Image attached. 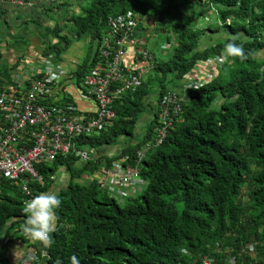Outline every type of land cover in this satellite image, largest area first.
<instances>
[{
    "label": "trees",
    "instance_id": "16d2710c",
    "mask_svg": "<svg viewBox=\"0 0 264 264\" xmlns=\"http://www.w3.org/2000/svg\"><path fill=\"white\" fill-rule=\"evenodd\" d=\"M37 1L45 12L31 15L29 21L38 25L52 21L42 47L45 56L61 59L71 41L89 36L88 64L74 71L78 84L101 59L111 16L128 10L153 17V27L147 28L165 33L170 42L171 55L157 58L153 68L160 72L158 98L199 63H217L229 39L242 45L246 54L245 59L222 57L213 75L188 89L183 109L161 144L144 150L160 124L158 108L142 138L136 139L139 115L151 107L154 78L149 75L116 103L117 116L110 125L79 137L70 152L39 165L42 182H30L35 195L56 190L61 201L54 210L50 264H69L71 255L80 264H197L205 255L211 264H264V0ZM71 1L78 3V10L60 24L52 16L60 10L65 14ZM204 16L214 19L205 27L193 25ZM7 21L0 11V42L5 46H0V59L10 46L27 45L25 34L10 33ZM64 23L68 26L61 37ZM216 35L222 36L219 41ZM28 46L21 51L18 47L17 53H22L18 67L24 66L23 57H34ZM121 136L128 140H118ZM83 146L98 157L84 161L77 154ZM106 147L115 151L110 156L98 154ZM142 154L139 167L145 185L141 191H129L123 200L91 179L96 174L85 176L102 163L111 167L121 157H127L125 166L134 165ZM62 169L68 181L57 183ZM24 195L11 180L0 184V231L6 228L21 239H26ZM2 260H8V249L0 246Z\"/></svg>",
    "mask_w": 264,
    "mask_h": 264
},
{
    "label": "built area",
    "instance_id": "2783aa9c",
    "mask_svg": "<svg viewBox=\"0 0 264 264\" xmlns=\"http://www.w3.org/2000/svg\"><path fill=\"white\" fill-rule=\"evenodd\" d=\"M6 1L0 0V4ZM54 1L59 0H47V4ZM10 3L33 5L25 0H10ZM144 18L133 11L111 16L108 35L102 42L101 59L91 66L83 81L93 98L94 108L70 103L56 104L60 99L57 88L61 87V80L68 69L53 54L44 57L36 54V61L43 65L36 72L42 73L41 77L37 75L29 81L19 80L15 85H8L10 90L0 89V184L4 180L19 184L26 197L23 198V205L34 196L30 182H42L39 165L52 162L60 153L70 152L78 142L77 136L110 123L115 117L113 107L117 100L140 85L146 67H150V61L154 59V53L146 47L147 43L138 33V29L145 24ZM222 57L225 58V55ZM222 57L216 59L217 63L223 62ZM194 86L199 87L200 83ZM81 95L87 96L82 91ZM51 97L53 104L47 105ZM183 103L184 99L177 91L166 92L160 104L157 133L146 143L144 150L163 142L168 129L182 111ZM77 154L84 161L91 158L84 148L77 150ZM142 157L143 154L138 161ZM126 160L127 157H124L115 161L111 167L102 164L86 176L96 174L98 177L91 179H99L101 187L125 198L130 186L145 184L138 165L125 166ZM0 246L12 251L19 248L20 254L15 255L16 259L12 258L9 264H35L40 260V255L32 247L7 235L6 229L0 231ZM41 254L44 264H50L47 249ZM201 264H211V261L204 256Z\"/></svg>",
    "mask_w": 264,
    "mask_h": 264
},
{
    "label": "clouds",
    "instance_id": "9594fccd",
    "mask_svg": "<svg viewBox=\"0 0 264 264\" xmlns=\"http://www.w3.org/2000/svg\"><path fill=\"white\" fill-rule=\"evenodd\" d=\"M128 11H132V10H128ZM143 17H145V16H143ZM151 19H152V22L145 23L143 25V27H145L146 25L147 26L150 25L151 27H153L154 18L151 17ZM47 23H48V25L44 26L46 28H48V26H50L52 21L50 20ZM44 24H45V22H44ZM41 38H42V36H41ZM102 42H103V40H102ZM166 44H167L166 48H171L170 42H167ZM43 45H41L38 50L35 49V47H34V53H32V55L34 57L31 58L30 60L28 58H26V57H23L22 59L25 60V63H26V60H28V62H36V59H37L36 54L37 53L39 54L40 57H42L44 55L43 52H42ZM223 52H224L225 58H227V57H238L240 59H245L246 58V54H245L243 46L240 45V44L235 43L232 39H229L228 42L224 44ZM63 53L61 54V59H62ZM156 60H158V59H157V57H156V55L154 53V59L153 60L151 59V61H150L151 62V66L150 67L149 66L146 67L144 75L146 73L147 74L151 73V72H148V71L149 70H153ZM144 62H145V64H147L146 60H144ZM195 70H196V68L194 69V72H195ZM19 71L20 70H18V68H17L16 73H19ZM74 71L73 70H68L67 74L64 75L65 77L61 80V85H60L61 87H58L57 91H56L57 95L60 96V99L58 101H56V104L57 105H62V104H69L70 103V104H76V105L81 106V107L94 108V104L92 102L93 98L87 92L86 87L84 86V83H81V84L77 83L76 78L74 77ZM192 72L189 73L183 79L180 80V82H186V90H185L186 94H187V91H188L189 88H197V87L194 86L195 83H200V85L202 83V79H201L200 75L197 76V74H196L197 72H195V73H192ZM37 74L38 73H36V72H35V75L31 74L30 77L27 78L28 81L31 80L32 78H34V76H37ZM27 79H25V80H27ZM19 80L20 79H17V81H19ZM145 80H146V78H144V76H143L140 85ZM6 86H8V85L7 84L6 85H2V86H0V89L5 88ZM139 86L137 88H139ZM175 86H177V85L175 84L174 88H167L165 93L160 98H158L159 97L158 94H157V98H154V99L152 97L149 98V101L150 102L152 101L150 109L153 111V114H154V108H156V110L158 108V111H159L160 104L162 103L163 97H164V95L166 94L167 91H170V90L177 91L184 99L186 94H182L178 89L175 88ZM64 89H66V90H64ZM136 90H134V91H136ZM81 91H82L83 94H86L87 96H85V97L82 96L81 95ZM134 91H128L127 93H124L122 95V97L117 100L116 103H119L124 98L125 95H127L129 93H133ZM185 101L186 100L184 99V103H185ZM83 102H89V103L93 104V106L92 105L83 106ZM184 103H183V106H184ZM49 104H53V98L52 97L49 98L48 101H47V105H49ZM115 106H116V104L113 107L114 111H115V117L107 125H110L114 121L116 116H117V112H116ZM107 125H105V126H107ZM105 126H101L100 128L105 127ZM100 128H96V129H94L93 131H91L90 133H87V134L84 132L83 135H80V136H77V137L79 138V137H82V136L93 135L94 133H97L98 129H100ZM83 148L86 151H88L91 154V156L93 155L94 157L96 156V158L98 157L97 154L92 153L91 149L85 148L84 146H83ZM83 148H81V149H83ZM107 148L111 149L110 154L107 153V155H109V156L115 151V149H113L112 147H106V148H101L100 151H98V154H100L99 152L105 153ZM81 149H78V150H81ZM116 153H118V152H116ZM123 158L124 157L114 159L113 162L119 161V160H121ZM138 159H139V157H138ZM138 159L136 160V163L134 165H129V166L138 165V167H139V163H140L141 160L138 161ZM103 162H106V159H104ZM124 163H125V161H124ZM102 164H105V163H102ZM94 169L95 168H92V170H90L89 172H93ZM139 170H140V167H139ZM140 176H141V174H140ZM68 178H69V176H66L65 175V171H63V169H62L61 170V174L56 177V182L57 183H59V182L66 183L68 181ZM98 181H99V179H98ZM144 185L145 184H143L141 186H137V187L130 186L128 188V193H129V191L136 192V191L140 190ZM101 188H103V187H101ZM55 193H56V190L53 191V192H50V191L49 192H42L39 195H35V193H34V196L31 199L26 200L24 202V205H23V208H22V211L25 214V216H24V224L22 226V231L26 235V237H25L26 239H21V238H17V237L12 236L13 238L20 239L22 242H26L29 247H32L36 251V253H38V255H40V257H39L40 260L37 263H35V264H38V263L39 264H44V260H43L42 254H41L42 250L47 249L48 253L50 254L49 246L53 242L54 229H55V225H56V215H55V211L54 210L61 203L60 199L58 198V196ZM113 196L116 197V195H113ZM24 198H26V197H24ZM22 201H23V199H22ZM50 233H52V235H50ZM7 235H10V234L7 233ZM6 248L8 249V260H2L0 262V264H9L11 262L12 258L16 259L15 255H19L20 254L19 248H16L13 251H12V249H10L8 247H6ZM205 256L207 258H209L208 255H205ZM50 257H51V255H50ZM198 258H201V256H199ZM68 260H69V264H80V262H79V260H78L76 255L69 256ZM202 260H203V258H201V262H199L197 264H201ZM232 260H234V258H231V261ZM210 261H211V259H210ZM57 264H60V262L57 261Z\"/></svg>",
    "mask_w": 264,
    "mask_h": 264
},
{
    "label": "rangeland",
    "instance_id": "374dc122",
    "mask_svg": "<svg viewBox=\"0 0 264 264\" xmlns=\"http://www.w3.org/2000/svg\"><path fill=\"white\" fill-rule=\"evenodd\" d=\"M71 3L73 4V6L71 5L69 8L64 9V13L65 14H62L63 11L60 10L57 14L53 15L52 18H55L61 24L63 20H66L69 17H71V14L74 13L73 11H77L78 10L77 9L78 8V3L75 2V1H71ZM17 6H18L19 9L22 10L21 12H23V13L30 12L34 8V5L31 6L29 9L26 8L27 5L26 6L17 5ZM35 12H40L41 14L38 16V17H40L45 12L44 11V7H42V6L41 7H38L35 10ZM60 15H61V17H59ZM10 16H12V14H10ZM35 17H37V16H35ZM206 17H208V19ZM206 17L204 16V17L198 18L197 20L195 19V21L193 22V25L198 26V27H203V26L205 27V26L208 25L209 20L211 18L214 19V16H206ZM27 21H28V23H26L27 25L26 24L23 25L24 22L22 21L21 22V26L27 27L28 24H29V26H30L29 29L31 30L30 33H28L29 34V37L30 36H33L36 39V45H33L31 47V49L33 48V50H34V47H35V49L38 50L40 48V46L43 45V44H41V42H42L41 39L42 38L40 36V33L42 32L43 34H45V31H43L44 28H45L44 26L45 25H48L47 22H49L50 20L48 19L45 22V24H41V25L40 24L38 25V23H34V22L29 21V20H27ZM149 22H152L151 17L144 18V23H149ZM17 23L18 22L15 20L13 22V24H9V25H11V26H8V27H10L9 30L12 31L14 29V27H15V29L18 28L16 26ZM65 23L62 26L63 29H62L61 37L64 36V34H65L66 30H67V26L68 25L66 26ZM18 26H20V25H18ZM108 31H109V29L106 32H104V34H103V40L106 39V37L108 35ZM6 32H9V31L7 30ZM151 33H152V36L150 37L149 42H147L146 47L151 52L155 53L156 57L158 59H160L161 61L163 59H168L169 56L171 55L172 49L171 48H166L164 50L161 47L164 43L165 44L167 43V36H166V34L163 33V32H161V31L155 30V29H151ZM214 37H215V39L218 40L222 36L221 35H216ZM51 40L54 41V38H51ZM23 41H26L27 43L29 42V38L27 37V34L25 35V38H24ZM61 44H64V43L61 42ZM91 45H92V43L89 40V36L88 35L85 36V37H83L82 40H77V41H74L73 40V41H71L70 46H69V50H67V51H65L63 53L62 59L60 60L59 63H61V62L64 61V63L66 64L65 67L68 70H75L77 68V66L81 67L83 65L88 64L87 59H88V56L91 54V49H92V46ZM27 50L29 51V48ZM19 54H22V53L21 52L20 53H16V51H14V52L11 53V55L14 57V61H17V59L19 57ZM263 56H264V50H263ZM24 63H25V60H23L21 62V65H23ZM27 63H30V62H27ZM32 65L35 66V70H41L43 68V65L39 61L34 62ZM32 65H27L25 63L24 64V68H23V73L30 74L31 73V68L30 67ZM215 67H216L215 64H206V63L201 62V63L198 64V66L196 68V69H198L196 74H197V76L200 75V77H201L202 80L208 79L211 75H213L214 72H216ZM11 70H12V68H11V66L8 63H6V62L1 63L0 62V86L7 84L8 79H9L8 76L10 75ZM148 72H151V73H149V74L146 73L144 75V78H147L148 79L149 75H152L153 78H154L151 81V83H150V91H151L150 93L151 94L149 96V98L152 97L154 99V98H157V93L159 91V83H158V80H157V75H160V72H157L156 70H149ZM170 76L171 75H169V78H170ZM179 83H181L180 80H177V82L175 84L176 85H179ZM175 84H170L168 87L169 88H174V85ZM5 88L8 89V90H10V87L9 86H6ZM151 104H152V101H151ZM152 115H153V111L151 109H149L147 113H141L139 115V120L140 121L138 120V122L136 124V128H137L136 129V139H141L142 138V133H143L146 125L149 124V119L152 118ZM118 140H121L123 142L125 140H128V138H127V136H121V137H119ZM109 150H111V149H109ZM105 153L107 154L109 152L106 151ZM116 198H118L119 200H123L124 199V198L121 199L117 195H116Z\"/></svg>",
    "mask_w": 264,
    "mask_h": 264
},
{
    "label": "crops",
    "instance_id": "0c3cea01",
    "mask_svg": "<svg viewBox=\"0 0 264 264\" xmlns=\"http://www.w3.org/2000/svg\"><path fill=\"white\" fill-rule=\"evenodd\" d=\"M30 2L33 3L34 8L30 12H27V13L21 12L22 10L19 9L16 4L10 3V0H7L4 4H2L3 7H2V9H0V11H2L3 14H5V18L8 20L7 21L8 24H4L5 27L8 28V26H11L9 24H13V22L16 20L18 22L16 24V26L18 28L15 29V27H14V29L12 31L14 33L15 32L18 33L19 35L22 34V33H24L25 35L27 34V37L29 38V42L27 43V45H29L28 46L29 48H31L33 45H36V39L33 36H30L29 37V34L28 33H30V31H31L29 29L30 28L29 24H28L27 27H23V26H21V22L23 21V19L29 20L30 19L29 17H31V15H33V14H39L40 13V12H35V10L39 7V6H37L38 1L37 0H30ZM30 7H31V5H29V6L27 5L26 8L29 9ZM10 14H12V16H10ZM18 25H20V26H18ZM23 25H25V24H23ZM12 31L10 33H12ZM43 31H45V34H44V37H42V39H41V41H42L41 44H44V41L46 40L45 37H48L49 34H50V30L48 28H46V27L44 28ZM138 33L142 37V39L145 42V44L147 42H149V39L152 36L151 30H150V28H147V25L145 27L142 26L141 28H139L138 29ZM51 41H53V40H51ZM3 45H4L3 41L0 42V46H3ZM11 45H13V44H11ZM27 45H24L21 42V44H19V45H17V44L16 45H13L14 47L13 46H10L11 49L10 48H7L6 51H5L6 54H4L3 58L0 59V62L1 63L6 62V63H8L11 66V68H14L13 70H11V73L8 76L9 79H8L7 85H15L16 82H17V79H20L21 81H24L25 79L29 78L31 74L35 75V72L38 71V70H35V66L32 65L34 62L27 63L28 60H26V64L27 65H32L30 67L31 68V73L30 74L23 73L24 66H21V67L16 66L18 59H17V61H14V57L11 55V53L14 52V51H16V53H17L18 47H19V50L21 51L22 49L27 48ZM3 47H5V46H3ZM161 47L164 48V49H166L167 44L164 43ZM14 48H17V49H14ZM67 50H69V47L67 48ZM60 64L63 65L64 67L66 66V64L64 63V61L61 62ZM16 67L18 68V70H20L19 73H16V71H17V68ZM77 68H78V66H77ZM197 70L198 69H196L195 72H197ZM195 72L193 71L192 73H195ZM175 88L178 89L182 94H186V91H185L186 90V82L179 83V85L175 86ZM87 105H92L93 106V104H91L89 102H83V106H87ZM155 110H156V108H154V111ZM109 149L110 148H107L106 149V151L109 152L108 154H110V151H111Z\"/></svg>",
    "mask_w": 264,
    "mask_h": 264
}]
</instances>
